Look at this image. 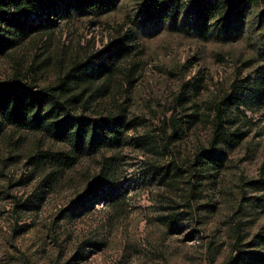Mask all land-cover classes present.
I'll return each instance as SVG.
<instances>
[{"label":"rangeland","instance_id":"obj_1","mask_svg":"<svg viewBox=\"0 0 264 264\" xmlns=\"http://www.w3.org/2000/svg\"><path fill=\"white\" fill-rule=\"evenodd\" d=\"M138 1L118 0L115 9L93 15L58 10L48 29L28 30L0 55V81L17 75L50 86L72 61L126 38L129 56L107 81L97 80L101 87L86 94L83 111L94 116L123 108L137 120L120 147L74 156L66 144L6 124L0 114V264H232L237 249L264 252L254 239L264 231V209L253 199L264 193L244 184L264 170V101L233 108L232 127L242 126L244 140L218 173L194 175V154L211 142V101L237 79L259 80L262 0L238 31L214 29L206 38L169 21L142 23ZM194 112L198 119L188 126L185 115ZM172 116L185 128L168 140ZM240 117L248 120L241 125ZM167 142V153L155 146ZM168 162L186 171L174 184L145 178L151 163ZM103 167L125 196L76 209ZM171 216L177 219L168 228Z\"/></svg>","mask_w":264,"mask_h":264},{"label":"trees","instance_id":"obj_2","mask_svg":"<svg viewBox=\"0 0 264 264\" xmlns=\"http://www.w3.org/2000/svg\"><path fill=\"white\" fill-rule=\"evenodd\" d=\"M117 2L118 0H0V55L18 46L20 40L29 34L28 30L36 32L48 29L55 22L53 13L58 16V10L93 15L115 9ZM258 2L259 0H139L136 8L144 24L169 21L174 29L189 30L206 38L214 29L227 34L238 31L251 6L258 5ZM36 15L38 19L34 20ZM257 19L264 22V0ZM130 49L131 45L126 38H115L93 58L72 61L67 73L50 86H35L34 81L28 83L25 77L17 75L7 81H0V114L3 121L20 128L41 130L50 138L66 144L74 156L93 153L100 148L120 147L125 133L135 128L136 118L129 117L123 108L104 113L94 112V116L83 109L89 103L86 94L97 92L101 87L95 86L97 80L103 78V81H107L129 56ZM258 49L261 66L256 74L259 80L253 84L248 77L237 79L231 84L230 92L220 100L211 101L207 107V117L211 119L212 125L211 142L207 148L203 146L194 154L197 168L195 177L204 171L218 173L228 159L227 153L244 140L246 133L242 126L232 127L236 120L235 110L264 101V43ZM182 97L179 95V99ZM77 108L80 109L79 112ZM187 117L191 120L185 123L191 126L198 119V113H189L185 115ZM180 119L181 117L172 116L168 120L172 128L168 140L179 139L183 135L185 126ZM243 120L248 119L240 117V124ZM155 146L164 150V153L168 152V142L163 143L162 147L160 144ZM67 157L72 159L71 156ZM105 168L87 184L85 194L75 200L73 204L76 209L85 210L96 199L111 202L125 196L123 187L112 179ZM144 172L145 178L153 179L157 185H172L186 173L172 162L151 163ZM244 184L255 192L264 193V170L258 178ZM253 199L256 206L264 209V194L254 196ZM176 219L171 216L168 228L172 227ZM261 235H256L254 239L264 246V231ZM232 259V264H264V252L237 249Z\"/></svg>","mask_w":264,"mask_h":264}]
</instances>
